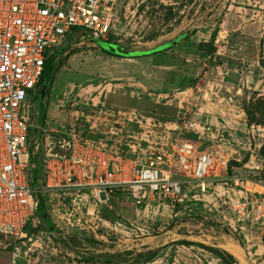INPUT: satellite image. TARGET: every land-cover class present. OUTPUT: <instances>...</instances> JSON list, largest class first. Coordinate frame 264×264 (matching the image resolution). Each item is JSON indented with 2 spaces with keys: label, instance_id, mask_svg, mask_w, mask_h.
<instances>
[{
  "label": "rangeland",
  "instance_id": "1",
  "mask_svg": "<svg viewBox=\"0 0 264 264\" xmlns=\"http://www.w3.org/2000/svg\"><path fill=\"white\" fill-rule=\"evenodd\" d=\"M174 1L129 8L125 2L119 30L106 40L128 52L152 49L188 32L160 53L117 58L103 53L109 46L82 28L70 33L56 50L51 88L45 95L37 90L27 109L33 132L40 134L39 155L47 142L56 144L58 136L50 130L66 123L70 112L106 114L112 109L127 114L102 121L95 134L103 135L116 121L117 129L143 134V141L168 144L177 135L176 126L191 124L184 135L215 156L221 178L240 176L264 184V0ZM195 36L197 41L188 39ZM146 57L152 59L141 60ZM63 90L67 94L61 99ZM132 121H139L140 131ZM44 127L48 132H41ZM243 185L216 182L205 197L188 199L181 207L161 202L139 206L124 195L107 201L88 196L72 204L41 193L43 209L38 203L24 235L0 236V241L15 253L14 264H145L152 253L154 260L146 264H195L194 248L186 246L194 240L230 242L244 252L250 248L252 255L238 264H264V247L254 246H264V224L236 222L231 211L250 195L251 186ZM242 235L255 244H246Z\"/></svg>",
  "mask_w": 264,
  "mask_h": 264
},
{
  "label": "built area",
  "instance_id": "2",
  "mask_svg": "<svg viewBox=\"0 0 264 264\" xmlns=\"http://www.w3.org/2000/svg\"><path fill=\"white\" fill-rule=\"evenodd\" d=\"M147 1L175 4L174 0H0V236L24 235L37 210V193H53L72 204L88 196L107 201L124 195L139 206L161 202L181 207L213 189L216 182L250 185V197L245 194L231 207L233 217L236 222L264 224V184L240 176L221 178L215 156L184 135L191 124L176 126L177 135L168 144L143 141L144 135L136 133L135 142L124 150L105 136L119 130L114 124L103 135L94 132L102 121L122 113L74 110L66 123L53 126L50 135L56 134L57 142H47L39 155L40 134L34 133L27 109L46 61L77 28L106 41L119 30L125 2L129 8ZM80 118L83 123L77 124ZM255 187L262 192H255Z\"/></svg>",
  "mask_w": 264,
  "mask_h": 264
},
{
  "label": "crops",
  "instance_id": "3",
  "mask_svg": "<svg viewBox=\"0 0 264 264\" xmlns=\"http://www.w3.org/2000/svg\"><path fill=\"white\" fill-rule=\"evenodd\" d=\"M188 39H192L191 41H194V40L197 41V39H199V38L197 36H195V37H189ZM101 41L107 42V41H104V40H101ZM184 43H189V42H184ZM153 57H155V56H153ZM151 59L152 58H149V57L147 58L146 57V58H142L141 60L142 61H150ZM154 59L157 60L156 57ZM65 94H67V93H66L65 90H63V92H62V94H61V96L59 98H61V99L65 98V96H66ZM35 96L33 97V99L36 98ZM104 111H107V113H111L112 112L113 114L114 113L116 114V112H117V111H113L112 109H105ZM118 112H120V111H118ZM122 114H127V113H123L122 112ZM142 119L145 120L147 118L142 117ZM119 120L120 119H118V121ZM113 122H116V121H112V124H113ZM42 123H43V125L46 124V122L44 120L42 121ZM131 123H133V125L136 124L135 127H138V128L140 127L139 124H138L139 121H137V122L132 121ZM217 124L222 126V123H219V121H218ZM43 125H42V127H43ZM113 127L116 128L115 126H113ZM44 128L46 130V127H44ZM118 132H121V133L123 132V133L120 135ZM118 132L116 130H114L113 131L114 136L108 137L110 142H113V143L117 144L119 147H121L124 150L126 149L125 148L126 145H130V144H133L135 142V138L133 136L135 134L134 132H132V131H123V130H120ZM216 188L217 187H214L213 189H216ZM212 193L213 192H211L210 194H212ZM207 194H208V192H206L205 194L198 195L196 198L191 199V201L192 200L195 201L196 199H200V196L205 197ZM217 195H218L219 198H221V196L219 194H217ZM225 217L226 216L224 215V218ZM242 228L243 227H241V229ZM241 234H242V232H241ZM242 238H243L242 241H245L246 244L250 243V242H253V244H255L254 241H252L251 237H249L250 240H248L246 235L245 236L242 235ZM191 243H193V245H190L188 247L194 248V250L192 251V255L194 256L193 257L194 258L193 262H195V264H223V262L216 255H214L213 253H211V252H209L207 250H204V249L200 248L197 244H202V243L198 242V240H194ZM203 245H205V244H203ZM205 246L217 248V249L227 253L228 255L232 256V258L234 259V264H238L239 259H241V260L247 259L248 255L249 256L252 255V252L250 251V248H248L249 250L247 252H244L243 249L242 250L240 249V246L238 247L234 243L231 244L230 242L210 243V244H206ZM254 246L264 247L263 245L261 246L259 243L255 244ZM253 247L251 248L252 251L259 252L258 249H255ZM15 256H16L15 253H12L11 251L7 250L5 248V246L2 245V242L0 241V264H14ZM153 260H154V258H153Z\"/></svg>",
  "mask_w": 264,
  "mask_h": 264
},
{
  "label": "water",
  "instance_id": "4",
  "mask_svg": "<svg viewBox=\"0 0 264 264\" xmlns=\"http://www.w3.org/2000/svg\"><path fill=\"white\" fill-rule=\"evenodd\" d=\"M188 35V32H184L183 34H179L176 38L158 45L152 49H148V50H133V51H128V52H124L122 50V48H120L118 45L114 44V43H108V42H104L106 43L108 47H105L104 51L109 52L111 51L113 54L121 56L123 58H138V57H144V56H149L155 53H160L162 51L168 50L171 47H173L174 45H176L177 43H179L183 38H185ZM103 42V41H102ZM56 52L48 59V61L45 64L44 67V74H43V83H42V88H41V94H44V86L46 84V80L47 78H49V76L51 75V67H52V62L54 61L55 57H56ZM40 123H42V119L39 120ZM32 183H33V187L35 189H37L38 185L37 182L33 180V173H32ZM36 198L38 203L39 199H40V194L37 193L36 194ZM41 209H43V205L42 203H40Z\"/></svg>",
  "mask_w": 264,
  "mask_h": 264
},
{
  "label": "trees",
  "instance_id": "5",
  "mask_svg": "<svg viewBox=\"0 0 264 264\" xmlns=\"http://www.w3.org/2000/svg\"><path fill=\"white\" fill-rule=\"evenodd\" d=\"M102 52L105 53V54H107V55L113 56V57L123 58L121 56H118V55L113 54L111 51L106 52V51L102 50ZM51 71H52V67H51ZM42 83H43V76L40 79V83L38 84V89H37L40 94H41ZM52 83H53L52 79L51 78H47L46 84L44 86V95H45L47 89L51 88ZM190 245H193V243H191V242L190 243H186V246H190ZM197 245L200 248H202L204 250H207V251L213 253L214 255H216L223 262V264L234 263V259L232 258V256L228 255L227 253H225V252H223V251H221V250H219L217 248L214 249L212 247H208V246H205L203 244H197ZM154 257H155V253H152V255L150 257H148V259H146V261L144 263L146 264V263L151 262Z\"/></svg>",
  "mask_w": 264,
  "mask_h": 264
}]
</instances>
